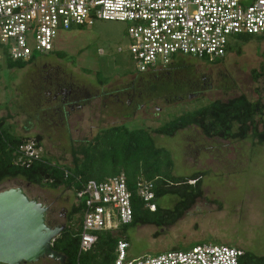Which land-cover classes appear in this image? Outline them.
Here are the masks:
<instances>
[{
    "label": "rangeland",
    "instance_id": "1",
    "mask_svg": "<svg viewBox=\"0 0 264 264\" xmlns=\"http://www.w3.org/2000/svg\"><path fill=\"white\" fill-rule=\"evenodd\" d=\"M243 1L248 4L252 0ZM127 30L126 22L110 19L75 25L58 34L53 52L38 54L37 60L24 68L8 67L9 56L0 47V119L31 141L41 136L38 155L71 165L72 146L103 127L124 124L131 129H154L210 101L240 95L264 103V39L243 42L242 54L231 52L220 61L187 56L200 76L193 91L153 92L144 86L141 97L138 93L128 95L126 89L138 81L141 72L130 51ZM50 71H58V79L68 81L66 87L73 85V92L64 100L55 97L54 84L50 83L55 79L48 75ZM97 74L108 82L102 84ZM256 125L260 131L264 129V115L257 118ZM152 136L157 146L171 152L175 176L202 174V196L170 226L119 223L115 233L128 240V257L187 250L200 243L237 246L253 256H264V141L252 134L244 139L207 137L196 126L173 136ZM2 185L22 186L30 195L46 199L67 214L66 226L69 212L78 203L74 191L64 186L50 188L21 178ZM176 201L177 197L170 194L158 199L163 209ZM22 264L54 261L42 258Z\"/></svg>",
    "mask_w": 264,
    "mask_h": 264
},
{
    "label": "built area",
    "instance_id": "2",
    "mask_svg": "<svg viewBox=\"0 0 264 264\" xmlns=\"http://www.w3.org/2000/svg\"><path fill=\"white\" fill-rule=\"evenodd\" d=\"M97 19L128 24L130 51L144 73L167 68L180 55L215 62L228 54L237 35L264 34V0H0V47L12 60L29 61L53 52L61 31ZM36 148L31 141L19 151L38 158ZM137 191L146 209L157 210L153 180L140 179ZM76 199L84 209L80 252L93 247L97 231L133 221L124 173L89 180ZM128 247L125 239L118 241L112 264H245V250L226 244L200 243L138 259L128 257Z\"/></svg>",
    "mask_w": 264,
    "mask_h": 264
},
{
    "label": "trees",
    "instance_id": "3",
    "mask_svg": "<svg viewBox=\"0 0 264 264\" xmlns=\"http://www.w3.org/2000/svg\"><path fill=\"white\" fill-rule=\"evenodd\" d=\"M235 38L228 47V53L242 54L243 42L252 39L262 40L264 34H240ZM4 51L7 54V50ZM187 56H176L171 65L162 68L159 72L156 70L141 73L138 81L132 82L129 89L136 84L135 87L139 91L144 86L150 87L153 92L176 89L183 94L193 91L199 85L200 76L193 64L187 61ZM36 59L37 56L29 61L8 58V67L24 68ZM202 61L209 62L208 59ZM262 74H264V66ZM97 75L102 84L108 82V78ZM256 75L261 74L256 73ZM263 115V102L252 101L245 95H240L228 100L210 101L154 129L144 127L131 129L124 124L103 127L93 137L72 146L71 165L53 162L45 156L38 158L26 156L19 151V147L30 143L31 140L16 134L6 120L0 119V184L21 178L28 183L50 188L64 186L72 189L76 194L89 180L105 181L124 173L132 192L134 211L133 221L129 224H153L163 228L181 219L202 196V174L175 176L171 152L165 147L157 146L152 134L173 136L180 130L196 126L207 137L244 139L252 134L263 142L264 129L260 131L256 125L257 118ZM40 139L41 136H37L33 141L36 147L40 145ZM140 179L155 182L154 201L157 210L151 211L144 207L145 203L137 191V182ZM191 180L195 182L191 183ZM167 194L176 196L177 201L171 208L163 209L158 199ZM83 213L81 202L75 204L69 212V224L52 244L53 249L65 255L66 259L63 263L54 262V264H112L117 257L118 241L121 239L128 241L115 233L120 226L118 224L116 227H105L97 231L98 239L93 247L87 252H80ZM77 215L78 218H75ZM244 259L245 264H264V256H253L245 252Z\"/></svg>",
    "mask_w": 264,
    "mask_h": 264
},
{
    "label": "water",
    "instance_id": "4",
    "mask_svg": "<svg viewBox=\"0 0 264 264\" xmlns=\"http://www.w3.org/2000/svg\"><path fill=\"white\" fill-rule=\"evenodd\" d=\"M49 207L32 198L22 186L0 190V263H34L42 258L64 262L53 241L66 224L52 226L47 220Z\"/></svg>",
    "mask_w": 264,
    "mask_h": 264
},
{
    "label": "flooded vegetation",
    "instance_id": "5",
    "mask_svg": "<svg viewBox=\"0 0 264 264\" xmlns=\"http://www.w3.org/2000/svg\"><path fill=\"white\" fill-rule=\"evenodd\" d=\"M56 74L58 75V71H54V72H51L50 71L48 73V75L50 76L51 79L54 78L56 80V81L55 80H52L50 83L54 84L53 85V88L56 91L55 97L60 96L64 100L65 97L67 96V94H70V93L73 92L74 88H73V85H70V84H69L70 87H66L65 86V83L66 82L68 83V81L67 80L66 81L65 80L60 81L58 79V77H57ZM139 77L140 76H138V78ZM135 86H136V84H135ZM135 86L133 88H131V89H129V88L126 89L127 90V94L130 95V96H134L136 93H138L139 97H141L142 96V92L141 91H138V88L136 89ZM1 189H5L2 184H0V190ZM24 189L28 193V189L27 188H24ZM29 196L32 197V198L38 199L40 201H43L45 204L48 205L49 211H48L47 220H48V222H49L50 225L57 226V225H63V224H65V221L67 220V214L66 213H64L62 210H58V209L54 208L52 205H50V204L47 203L46 199H42V198H40V196L30 195V194H29Z\"/></svg>",
    "mask_w": 264,
    "mask_h": 264
},
{
    "label": "crops",
    "instance_id": "6",
    "mask_svg": "<svg viewBox=\"0 0 264 264\" xmlns=\"http://www.w3.org/2000/svg\"><path fill=\"white\" fill-rule=\"evenodd\" d=\"M37 60V59H36Z\"/></svg>",
    "mask_w": 264,
    "mask_h": 264
}]
</instances>
